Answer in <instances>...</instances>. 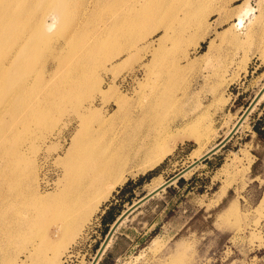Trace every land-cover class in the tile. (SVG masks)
I'll list each match as a JSON object with an SVG mask.
<instances>
[{
    "label": "rangeland",
    "instance_id": "1",
    "mask_svg": "<svg viewBox=\"0 0 264 264\" xmlns=\"http://www.w3.org/2000/svg\"><path fill=\"white\" fill-rule=\"evenodd\" d=\"M88 1V11L70 0L68 10L59 12L50 31L58 39L53 45L64 37L69 41L74 30L90 33L109 24L112 0H100L95 10L94 0ZM160 1L129 3L133 11L162 9L165 16L149 27L172 22L182 27L176 43L162 30L137 46L121 35L111 40L105 35L115 31L107 25L75 46L102 42L108 60L101 67L80 57L62 65L58 58L65 49L56 57L53 45L32 61L27 80L41 89L26 99L31 110L21 111L13 131L0 132V264L4 257L15 264H90L116 217L218 143L264 84V0ZM168 48L177 57L188 54L179 73L153 55ZM76 82L80 93L56 94ZM150 102L141 128L150 124L176 138L181 133L174 126L189 120L185 131L191 136L176 139L153 167H127L122 183L91 193L86 215L66 213L61 198L73 185L68 177L75 182L85 172L68 158L85 133L84 121L91 119L93 127L102 122L104 137L117 132L123 140L136 135L132 119ZM19 143V159L3 152ZM21 191L46 202L13 200ZM130 213L96 264H264V93L223 147Z\"/></svg>",
    "mask_w": 264,
    "mask_h": 264
},
{
    "label": "bare ground",
    "instance_id": "2",
    "mask_svg": "<svg viewBox=\"0 0 264 264\" xmlns=\"http://www.w3.org/2000/svg\"><path fill=\"white\" fill-rule=\"evenodd\" d=\"M77 1L85 7L83 12L89 10L87 7L88 0ZM143 1L147 2V0ZM99 2L100 0H94V10L97 9ZM160 2L161 5H167V3L165 4V0H161ZM69 3L70 0H0L1 133L13 131L15 121L21 111L28 113L31 110L28 104L25 105V101L41 89L38 82L36 84V82L27 80L29 72L31 71L32 61L39 57L42 49L51 48L53 43L58 41L55 33L51 34L50 31L57 22L59 12L64 8L68 10ZM112 4L109 24L94 27L90 33L85 30H74L68 35L70 38L69 44L67 37H64L63 43L58 42L53 45V53L56 57H58L57 51L60 52L65 49L61 58H58L60 60L59 63L65 65L68 62L67 59L73 58L76 61V58L80 57L86 60V64L89 63L93 67H101L104 60H108V53L104 52L102 42H91L81 50H77L78 47L75 46L78 45L76 41L79 39H84L91 35L96 36L100 29L105 30L109 28L108 26H113L115 32H112L111 35L106 34L105 38L116 40L121 35L130 40V44L136 46L146 43L157 30H162L165 36L169 35L168 32L172 33V44L178 40L182 27L176 28L173 22L149 27L150 22L153 20H161L165 16V13L158 6L152 8L146 6L140 8L138 11H133L134 5L129 3V0H112ZM250 10V6L246 7L242 14L238 16V22L234 23L233 26L239 25L244 19L243 17H246ZM200 15V9H196L194 16L199 17ZM102 23H105V20L103 22L101 21ZM174 23L176 25L179 22L176 21ZM153 55L160 58L166 66H170L174 70V73H179L181 60H186L188 57L187 53L182 54L180 57L174 56L171 48L159 52L153 51ZM85 65L81 64L80 67ZM77 82L72 84L66 83L63 89L56 94L59 96H62V94L63 96H67L80 93V90L76 87ZM152 106L153 102H150L145 108L140 109L139 116L129 112L130 116L136 115L132 119L130 127L137 133L135 136H129L123 140L114 136L117 133L114 131L118 127L113 129V136L104 137V130L106 128H101L102 122H97L95 128L91 125V119L84 121L80 130L84 129L85 133L80 134L81 136L78 137L75 144H72L73 149L70 151L68 158L72 159V163L78 167V172H85L80 174L74 182L73 177L69 176L72 170H67L68 180L71 181V185L73 184L71 187H73L74 191H71L70 187L68 189L70 193H66V195L64 193L61 198L62 208L66 213H73L75 216L79 215L80 217L86 215L90 198L92 199L89 196L91 193L102 189L105 185L109 186L107 190L110 191L114 186L122 183L127 167L131 168L136 165H141L142 170L153 167L172 149L171 146L176 139L179 140L180 138L183 139L191 136V133L185 131L188 124H190L189 120L174 126V131L176 130L177 132V130H180L179 132L181 133V135L176 134V138H173V135L171 136V132L170 134H168L169 131L166 134L161 133L156 126H151L150 124L141 128L144 114ZM119 109L117 108L115 113ZM78 117L80 120L83 119L80 114H78ZM25 118H29V116L25 115ZM126 118H123V120L125 121ZM217 144L198 155L197 158ZM21 145L19 143L14 148L6 151L3 149V152L19 159L22 150ZM10 174L11 178L14 179V172L11 171ZM78 183L81 185V190L79 191L76 190ZM162 183L154 185L149 192ZM80 197H83V199ZM12 199L20 202H34L40 206L46 202V199L42 197H36L31 193H22V191L15 194ZM94 201L95 204L98 203V200L95 199ZM2 262L3 264H15L5 257L2 259Z\"/></svg>",
    "mask_w": 264,
    "mask_h": 264
},
{
    "label": "water",
    "instance_id": "3",
    "mask_svg": "<svg viewBox=\"0 0 264 264\" xmlns=\"http://www.w3.org/2000/svg\"><path fill=\"white\" fill-rule=\"evenodd\" d=\"M264 93V84L261 86V88L256 92V94L253 96L251 101L248 103V105L245 107L243 112L240 114L238 119L236 120L234 126L231 128V130L226 134L223 138H221L216 146L211 148L208 152L194 160L192 163L188 164L185 168L181 169L179 172L174 174L172 177L165 180L160 186L153 189L150 192H147L143 196H141L139 199H137L135 202L131 203L125 210H123L113 221V223L110 225L103 241L101 242L99 248L97 249L94 257L92 258L90 264H96L98 262V259L102 255L103 251L105 250L108 242L110 241V238L114 231L117 229V227L120 225V223L124 220V218L132 212L134 209H136L138 206H140L142 203H144L149 198L153 197L155 194L169 186L171 183L179 179L189 171L190 169L194 168L196 165H198L200 162H202L204 159L209 157L210 155L214 154L216 151H218L221 147L225 145V143L232 137V135L235 133V131L240 127L246 116L250 113V111L253 109V107L256 105L258 100L260 99L261 95Z\"/></svg>",
    "mask_w": 264,
    "mask_h": 264
},
{
    "label": "crops",
    "instance_id": "4",
    "mask_svg": "<svg viewBox=\"0 0 264 264\" xmlns=\"http://www.w3.org/2000/svg\"><path fill=\"white\" fill-rule=\"evenodd\" d=\"M130 214H131V213H130ZM130 214H129V215H130ZM126 220H127V219H126ZM150 227H151V225H149L147 229H151ZM116 239H117V237H116V236H114V238H113V240H112V241H114V242H115V241H116Z\"/></svg>",
    "mask_w": 264,
    "mask_h": 264
}]
</instances>
